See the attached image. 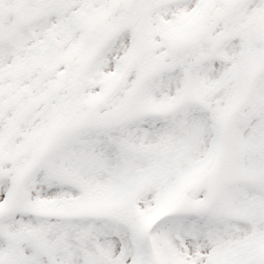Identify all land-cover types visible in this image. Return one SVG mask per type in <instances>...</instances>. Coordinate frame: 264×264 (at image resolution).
I'll return each mask as SVG.
<instances>
[{
  "label": "snow or ice",
  "instance_id": "1",
  "mask_svg": "<svg viewBox=\"0 0 264 264\" xmlns=\"http://www.w3.org/2000/svg\"><path fill=\"white\" fill-rule=\"evenodd\" d=\"M0 264H264V0H0Z\"/></svg>",
  "mask_w": 264,
  "mask_h": 264
}]
</instances>
